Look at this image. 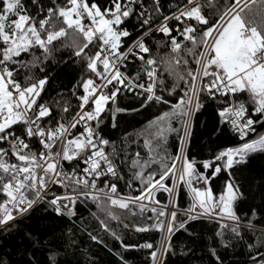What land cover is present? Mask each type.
Here are the masks:
<instances>
[{"label":"snow or ice","instance_id":"6c2138e0","mask_svg":"<svg viewBox=\"0 0 264 264\" xmlns=\"http://www.w3.org/2000/svg\"><path fill=\"white\" fill-rule=\"evenodd\" d=\"M101 251L264 264V0H0V264Z\"/></svg>","mask_w":264,"mask_h":264},{"label":"trees","instance_id":"16d2710c","mask_svg":"<svg viewBox=\"0 0 264 264\" xmlns=\"http://www.w3.org/2000/svg\"><path fill=\"white\" fill-rule=\"evenodd\" d=\"M205 119V117H201V120ZM194 145L196 148L199 147V144L196 140H194ZM100 259L105 262V264H114V260L110 258L108 255L105 254V252L101 251L100 252Z\"/></svg>","mask_w":264,"mask_h":264}]
</instances>
